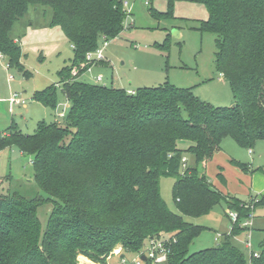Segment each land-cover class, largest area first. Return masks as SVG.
<instances>
[{
    "label": "trees",
    "instance_id": "obj_1",
    "mask_svg": "<svg viewBox=\"0 0 264 264\" xmlns=\"http://www.w3.org/2000/svg\"><path fill=\"white\" fill-rule=\"evenodd\" d=\"M197 2L210 13L200 30L218 36L216 65L231 85L232 107H214L192 89L169 83L131 94L84 81L89 66L104 63L93 66L87 54L125 29L124 0H0V56L10 68H23L11 32L32 7L53 12L51 26L62 30L74 54L59 73L70 104L62 122H42L33 135L16 124L0 133V152L15 147L33 156L34 181L48 195L30 199L11 188L0 193V264H79V256L107 264L116 246L138 254L151 238L164 235L171 239L166 264H264V242L259 258L249 259L235 244L245 231L239 223L218 246L189 254L205 228L184 217L209 215L225 201L243 222L250 200L259 199L254 212L264 205V195L247 202L224 195L200 171L226 138L248 150L264 142V0ZM34 99L57 109L56 86ZM182 142L192 145L184 150ZM183 158L194 162L184 168ZM230 163L253 172L249 164ZM163 178L175 179L178 213L162 198ZM44 204L52 211L42 232L38 209Z\"/></svg>",
    "mask_w": 264,
    "mask_h": 264
},
{
    "label": "rangeland",
    "instance_id": "obj_2",
    "mask_svg": "<svg viewBox=\"0 0 264 264\" xmlns=\"http://www.w3.org/2000/svg\"><path fill=\"white\" fill-rule=\"evenodd\" d=\"M124 2L129 3L132 14L125 21L124 31L117 38L104 44L106 65L92 68V72H86L84 81L126 91H135L144 87L154 88L169 83L177 88L192 89L197 97L214 107L233 106L234 94L231 85L218 72L216 65L218 36L200 30L201 22L208 21L210 17L206 6L197 0H174L173 2L170 0H124ZM151 10L161 15L172 13L174 18L153 17ZM52 17L53 12L49 8L32 7L26 16L13 26L11 35L15 38L14 42L19 43L21 47L23 68H10L9 60L5 57L0 58V133L9 131L13 124H16L23 134L33 135L42 122L61 123L63 118H59L58 114L69 109L70 104L60 90L63 85L60 84L59 73L63 68L71 65L74 55L71 44L62 30L51 26ZM167 41L168 46H165ZM98 76H102L104 82L95 81L94 77ZM10 77H12L11 80ZM54 85L57 88L59 101L55 110L34 99L36 92H42ZM15 93L26 100L28 107L15 105L11 108L9 99ZM224 152L229 154V158H232L230 154L234 155L236 159L249 165L254 158L248 149L238 145L232 138L226 139ZM256 156H260L264 161V147L256 153ZM33 160V156L24 154L15 147L2 151L0 153V193L7 192L11 188L30 199L38 196L47 198L48 195L39 190L34 181ZM193 162L189 159L187 166ZM200 171L206 174L203 166H200ZM219 171L222 172V169ZM211 175L209 171L206 176L208 179H214ZM229 179L231 183H237V186L243 185L249 189L246 184H241L238 178H233V175H229ZM174 184L175 179L163 178L161 193L170 210L178 213L172 194ZM235 188L238 190V187ZM247 192L249 194L240 188L239 193L233 195H237L244 201H248L250 196H256L250 189ZM51 211V204H44L38 209L42 232H45ZM231 212L225 201H222L209 215L200 218L184 217L188 223L205 228L193 241L189 254L218 246L222 236L231 230ZM246 235L247 233L243 232L241 237H236L235 244L249 259L252 251L260 253L262 250L264 205L255 211L254 228L251 232L253 248L249 251L244 245ZM164 236L170 238L168 235ZM120 247L116 246L111 256L117 254L122 248ZM126 256L127 264H130L137 254L132 253ZM78 262L79 264L94 263L85 256H79ZM111 264H121V257L114 256Z\"/></svg>",
    "mask_w": 264,
    "mask_h": 264
},
{
    "label": "crops",
    "instance_id": "obj_3",
    "mask_svg": "<svg viewBox=\"0 0 264 264\" xmlns=\"http://www.w3.org/2000/svg\"><path fill=\"white\" fill-rule=\"evenodd\" d=\"M71 48H72V45H71ZM72 50H73V48H72ZM103 65H106V64L105 63H101L99 65H96L93 68L96 69L98 67H102ZM85 77H83L82 79H84ZM95 78L96 77H94V80H95ZM220 80H222V79H220ZM102 82H104V80ZM129 92H134V90H129ZM9 103H10V101H9ZM232 105H234V102L232 103ZM14 106L15 105H11V108H13ZM24 107L25 108L28 107L27 104H25ZM11 113H14V112H11ZM226 139H228V138H226ZM226 139H224L223 142H222V145H221L222 150L220 152H218L214 156L212 161H210L209 163L205 164V166H204V169L206 171V175H207V173L209 174V171H211V173H212L211 176L214 178V179H210L209 178V182L217 190H219L221 193H223L224 195H229V196H233V197H236V198H238L237 195L235 196L233 194L239 193L240 188L242 189L243 192H246L247 194H249V192H247V190L250 189L252 192H254L256 194V196L264 195V161H262L260 156L259 157L256 156V153L259 150H261V148L264 147V142L257 143L256 146L253 149L249 150L250 154L252 153V155H254V158L252 160V164H250V167H251L253 172L246 173V172H243L241 170H239V171L235 170V169H238V168L234 167V166H232L230 164V161L232 159L237 160V161H239L241 163H243V162L240 161V159H236L237 157L235 158L234 155L230 154V156H232V158H229L228 157L229 154L228 153H226L227 155L225 154V152H224V143H225ZM191 145L192 144L189 143V142H182L180 144V148L186 150ZM188 161H189V159H188ZM244 164H246V163H244ZM219 169H222V172H220ZM255 170H257V171H255ZM229 175H233V178H238L239 182H241V184H244V185L246 184V186L249 187V189H247L243 185L241 187H239V186H237V183H231V181L229 179ZM220 176L223 177L225 182L220 178ZM222 182H224V184H222ZM235 182H236V180H235ZM235 187H238V190ZM253 197H255V196H250V199L253 198ZM238 199H240V198H238ZM240 200L244 201L242 199H240ZM229 232L227 234H229ZM121 252H122V248L119 249V252H117V254H114L110 258H108V264H111V260H112V258L114 256L121 257V261H122V259H126V257H127L126 255L132 254V253H125V252L121 253ZM121 254H123V255L121 256ZM147 263H149V262H144L143 264H147ZM91 264H94V263H91Z\"/></svg>",
    "mask_w": 264,
    "mask_h": 264
},
{
    "label": "built area",
    "instance_id": "obj_4",
    "mask_svg": "<svg viewBox=\"0 0 264 264\" xmlns=\"http://www.w3.org/2000/svg\"><path fill=\"white\" fill-rule=\"evenodd\" d=\"M124 7H125V13L128 19L130 18L129 16L132 15L129 3L125 2ZM0 58H3V57L0 56ZM86 58L88 62H91L93 64V66H95L99 62L104 61L105 60L104 45L100 47L97 51L88 53ZM84 67H86V65H84ZM92 68H93L92 66H89L86 72H92ZM73 74L74 75L77 74L76 69L73 71ZM11 79L12 77H10V80ZM95 81L101 83L103 81L102 76L96 77ZM129 93L133 94V92H129ZM9 101L11 105H25L26 104V100L17 93L13 94L11 98L9 99ZM67 111L60 112L58 114V117L64 118L67 114ZM182 163H183V167L186 168L187 159L183 158ZM249 202L250 203L246 205V208H249L251 210V213L243 222L238 221L239 215L237 212L232 211L230 213V219H231V224H232L231 230L235 224L239 223L240 227L243 228L245 230L244 232L247 233L246 235L247 239L245 240L244 245L248 249V251L253 248L252 242H251V232L253 231V228H254L255 204L259 202V199L255 198L254 200H250ZM170 240H171L170 238H165V236H162V237L160 236L159 238L157 237L151 238L146 244V246L137 254V258L133 260L132 263L130 264H143L144 262H150L151 264H166L168 261L169 253H170V248L168 246V243L170 242ZM250 255H251L250 257H253V258H259L260 256L259 253L253 252V251H252V254ZM143 258H145V260H143ZM121 264H127L126 259H122Z\"/></svg>",
    "mask_w": 264,
    "mask_h": 264
},
{
    "label": "water",
    "instance_id": "obj_5",
    "mask_svg": "<svg viewBox=\"0 0 264 264\" xmlns=\"http://www.w3.org/2000/svg\"><path fill=\"white\" fill-rule=\"evenodd\" d=\"M143 260H145V258H143Z\"/></svg>",
    "mask_w": 264,
    "mask_h": 264
}]
</instances>
